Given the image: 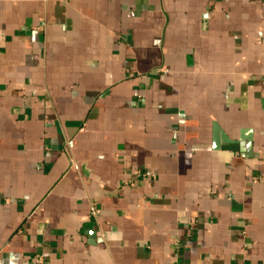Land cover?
<instances>
[{"label":"crops","instance_id":"crops-1","mask_svg":"<svg viewBox=\"0 0 264 264\" xmlns=\"http://www.w3.org/2000/svg\"><path fill=\"white\" fill-rule=\"evenodd\" d=\"M0 264H264V0H0Z\"/></svg>","mask_w":264,"mask_h":264},{"label":"water","instance_id":"water-1","mask_svg":"<svg viewBox=\"0 0 264 264\" xmlns=\"http://www.w3.org/2000/svg\"><path fill=\"white\" fill-rule=\"evenodd\" d=\"M214 137H215V146L218 147L220 145L221 138L225 140L224 134L221 132L220 127L218 124L214 125Z\"/></svg>","mask_w":264,"mask_h":264}]
</instances>
